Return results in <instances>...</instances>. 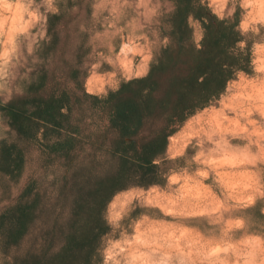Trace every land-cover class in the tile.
<instances>
[{"label": "clouds", "instance_id": "clouds-1", "mask_svg": "<svg viewBox=\"0 0 264 264\" xmlns=\"http://www.w3.org/2000/svg\"><path fill=\"white\" fill-rule=\"evenodd\" d=\"M209 27L229 37L213 59L222 83L129 126L136 141L163 136V148L143 164L141 144L129 150L137 167L98 208L84 194L123 156L110 97L182 50L197 61ZM150 93L161 98L145 87L141 106ZM40 98L57 102V123L32 115ZM19 101L30 137L13 126ZM4 148L22 164L0 168V264H48L89 229L87 261L73 264H264V0H0V165Z\"/></svg>", "mask_w": 264, "mask_h": 264}, {"label": "trees", "instance_id": "trees-1", "mask_svg": "<svg viewBox=\"0 0 264 264\" xmlns=\"http://www.w3.org/2000/svg\"><path fill=\"white\" fill-rule=\"evenodd\" d=\"M186 11L187 9L182 10L175 18L176 29L180 32L181 39L185 34L183 31V24L184 13ZM200 14L201 13H198L197 15L199 16ZM209 37L206 44L207 50L200 54V58L197 61L190 53L182 50V54L185 57L183 60L180 61L178 54L175 60L169 57V64H162L159 69L153 71L149 79L138 82L135 88L130 85L124 86L118 95L110 97V100L113 101L112 107L116 109V118L112 121V126L118 127L120 130V139L115 142V147L116 151L123 153V156L121 157L119 173L114 176H109L105 180L98 181L94 190H90L84 194L88 199L96 202L98 208L103 206L104 199L107 198L115 187L121 186V181L125 179L129 171L137 167L136 165H130L129 160L125 158L129 150L135 152L137 143H140L143 154L137 153L136 155L143 164L150 163L151 156L163 148V136H156L147 143L136 141L133 139V137L136 136V132H130L129 126L136 125L137 129H139L141 126L149 123V121L145 120V116H158L162 111L167 110L165 109L166 104H170L173 111L183 109L189 98L188 94L195 93L199 88H208L209 85L213 83L217 84V86L222 83V81L217 79L219 65L213 64V59L215 56L222 54V50L219 49L220 40L228 39L229 37L222 29L217 28L213 31V27H209ZM178 64L181 66L178 67ZM209 70H211L212 73L209 79H207L203 85H197V76ZM145 87L150 88L152 92H161V98L156 100L150 93L149 96L143 100V105L141 106V92ZM181 88H187L188 93L180 91ZM28 102L29 101H19L18 104L10 105L9 111L12 115L13 126L16 127L21 134L30 137L33 134L32 129L35 125L31 120H28L22 107L23 104ZM31 102L35 104H45V108H38V110L32 114L33 116L57 123L54 120V115L57 112L56 101H45L40 98L34 99ZM13 108L16 110L14 109L12 111ZM12 151H17L19 162L13 161L10 158V153ZM53 151H55V149H53ZM2 159L4 162L0 165V168H3L5 171H13L12 165H15L16 171H19L21 168L22 158L19 157V151L15 148H4ZM141 171L147 176L153 169L141 168ZM84 196L81 197L82 200H84ZM86 208L87 200L77 206V214L84 212ZM27 218V210H25V213L21 210V230H23ZM94 224L97 227L100 226L98 219ZM101 230L103 231V229ZM19 234V232L13 233V239L18 238ZM95 239L96 236L92 233L91 229L83 234L82 238L79 240H77L75 236L70 237L69 247L65 250L64 255L54 258V260L48 262V264H73V261L80 258L87 261V255L81 256L80 254L83 253L85 248L89 249L90 254L91 246ZM34 264H40V261L34 259Z\"/></svg>", "mask_w": 264, "mask_h": 264}, {"label": "rangeland", "instance_id": "rangeland-1", "mask_svg": "<svg viewBox=\"0 0 264 264\" xmlns=\"http://www.w3.org/2000/svg\"><path fill=\"white\" fill-rule=\"evenodd\" d=\"M34 127H35V126H34ZM34 127H33V128H34ZM45 135H46V137H47L48 133H46Z\"/></svg>", "mask_w": 264, "mask_h": 264}]
</instances>
